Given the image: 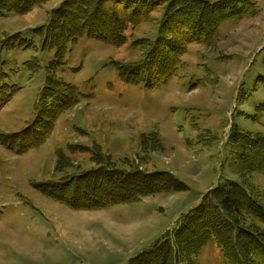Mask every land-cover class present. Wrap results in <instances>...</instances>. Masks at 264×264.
<instances>
[{
    "label": "rangeland",
    "instance_id": "obj_1",
    "mask_svg": "<svg viewBox=\"0 0 264 264\" xmlns=\"http://www.w3.org/2000/svg\"><path fill=\"white\" fill-rule=\"evenodd\" d=\"M63 1L0 16L3 82L18 88L0 104L1 134L20 132L36 115L55 51L42 47L34 29ZM117 1L124 2L107 3ZM255 1L249 13L220 24L208 42L188 43L175 75L153 90L122 82L115 65L143 60L164 5L129 26L121 46L87 37L68 45L57 75L85 97L59 113L38 147L16 154L0 144V264H130L225 179L264 206V166L246 143L264 136V0ZM14 34L32 47L2 50ZM101 167L166 172L187 188L94 210H72L44 193ZM231 217L239 228L264 233L253 216ZM237 254L243 264H264V252ZM174 256L172 264H230L215 239Z\"/></svg>",
    "mask_w": 264,
    "mask_h": 264
},
{
    "label": "trees",
    "instance_id": "obj_2",
    "mask_svg": "<svg viewBox=\"0 0 264 264\" xmlns=\"http://www.w3.org/2000/svg\"><path fill=\"white\" fill-rule=\"evenodd\" d=\"M44 1L0 0V16L22 14ZM107 1L64 0L51 12L46 25L34 29V33L42 38V47L54 49V57L46 67V83L36 105L33 121L15 134L0 133V144L6 149L21 154L38 147L51 132L59 113L69 110L85 97L76 86L57 75L58 69L64 65L68 45L76 43L79 38L87 37L111 46H121L126 41L124 33L129 26L144 22L150 12L164 5L158 35L153 42H149L143 60L115 65L122 82L153 90L166 84L175 75L188 43L192 40L208 42L220 24L249 13L250 7L256 2L124 0L112 6ZM180 35L183 36L181 39L178 38ZM32 45V41L14 34L1 44V48L11 51L16 47L27 49ZM7 77L4 65L0 63V104L7 103L18 91V88L3 82ZM236 134L243 135L240 132ZM246 143L253 147V156L259 159L257 163L264 166V136L247 137ZM186 188L183 182L166 172L148 173L138 169L101 167L53 184L44 193L72 210H94L134 203L141 197L166 191H183ZM241 213L253 216L264 224V206L241 184L225 179L179 218V225L172 234L164 236L130 264H172L174 254L192 253L211 239H215L230 264H243L237 253L243 254L246 249L247 252L263 253L264 233L239 228L238 220L231 215L239 216ZM236 236H243L245 241H238ZM147 259L151 260L148 262Z\"/></svg>",
    "mask_w": 264,
    "mask_h": 264
}]
</instances>
